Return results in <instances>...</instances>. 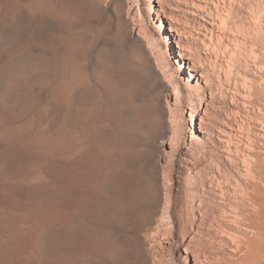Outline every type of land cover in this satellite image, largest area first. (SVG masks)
<instances>
[{
    "label": "bare ground",
    "instance_id": "6f19581e",
    "mask_svg": "<svg viewBox=\"0 0 264 264\" xmlns=\"http://www.w3.org/2000/svg\"><path fill=\"white\" fill-rule=\"evenodd\" d=\"M21 1L23 13L18 5L20 0H10L8 13L1 20L11 30L12 41L22 29L20 21L24 15L34 24L37 36L43 39V48L45 44L52 48L51 38L76 27L83 16L65 0ZM87 2L90 11L104 8L100 0ZM107 3L114 7L118 37L125 34L129 37L121 10L114 1ZM75 40L67 41V49L78 47L82 53L85 44ZM74 54L62 58L59 55L60 79L51 87H43L39 93H26L22 88L29 77L28 67L24 65L15 67L0 89V103L22 99L27 106L37 103L36 112L41 119L49 112H60L59 118L55 116L61 125L58 133H51L42 126L34 129L32 122L0 131V199L6 208H14L22 214V220L16 222L14 229L11 226V230L14 236L26 238L22 256L30 264H76L75 261L89 260L92 254L118 253L116 243L79 225L77 217L82 216L89 226L105 215L113 221H128L140 203L156 201L158 169L141 165L145 159L142 147L158 134L162 123L157 105L139 101L148 79L145 55L137 49L121 56H114V51L106 56L102 54L90 73L84 63L76 61ZM243 124L246 129L241 127L240 137L247 142L242 144L243 152H247L246 158L241 160L246 170L243 176L238 159L241 144L233 145L234 152L227 143L221 151L215 148L205 152L191 150L183 159L186 166L197 170L192 178L185 177L193 191V196L185 202L189 216L185 218L191 230L196 227L192 238L199 239L197 250L204 255L205 260L198 264L212 263L208 259L212 229L216 226L223 234V220L227 222L228 218L237 234V237L231 235L229 240L235 249H245L252 256L260 255L264 262V112L256 118L248 116ZM201 139L197 137V142H202ZM173 140L171 138L170 143ZM177 151L173 152L174 158ZM220 152L229 156L224 157ZM186 166L187 173L190 169ZM230 170L234 175L229 174ZM166 172L161 174L165 190L167 182L173 179V171ZM195 212L200 219H194ZM66 228L69 232L62 233ZM92 229L94 231V226ZM135 240L140 251L141 242L138 238ZM70 248L75 255L69 254Z\"/></svg>",
    "mask_w": 264,
    "mask_h": 264
},
{
    "label": "rangeland",
    "instance_id": "374dc122",
    "mask_svg": "<svg viewBox=\"0 0 264 264\" xmlns=\"http://www.w3.org/2000/svg\"><path fill=\"white\" fill-rule=\"evenodd\" d=\"M100 1L102 11H90L87 0H65L75 6L82 19L76 27L64 34L58 32L56 38L53 36L52 48L48 44L43 48V39L37 36L34 24L26 15L20 21L22 29L16 40L10 39L11 30L1 22L8 13L10 0H0V89L6 85L13 69L21 65L29 71L22 85L26 93H39L43 87L55 85L61 76L60 57L72 55L76 50L81 57L75 53L74 58L84 63L90 73L96 68L98 58L106 54L114 51V56H121L134 49L141 51L148 62V79L139 101L157 105L162 118L158 134L142 147L145 159L141 165L158 169L156 201L140 203L128 221H113L105 215L89 226L82 216L77 217L79 225L116 243L119 252L92 254L87 259L89 262L75 263L198 264L205 259L197 250L199 239L192 238L196 227L191 230L186 224L189 216L185 207V202L193 196L185 177L192 178L197 170L186 166L183 159L191 150L221 151L229 144V150L234 152V144H241L240 174H246L241 166V160L247 155L242 146L246 141L240 137L246 127L243 123L248 116L256 118L264 112V0H111L122 12L129 37L127 34L118 37L114 7L108 5V0ZM18 5L23 13L21 0ZM71 39L85 44L83 55L78 47L73 49L74 53L71 48L67 49V41ZM23 103V99L0 103V131L32 122L34 129L42 126L58 133L60 112H49L42 120L36 112L37 103L28 106ZM197 137L202 142H197ZM174 150H178L175 158ZM184 166L190 169L187 173ZM163 171H173L167 190L161 176ZM229 174L234 175L231 170ZM4 203L0 199V264H30L22 256L26 238L14 236L11 230V226L14 229L16 222L22 220V214L6 208ZM197 218L200 215L195 212L194 219ZM229 220H223V234L216 226L212 229L208 253L212 263L209 262L264 264L260 255H253L254 258L245 249H235L229 240L237 234ZM67 232L68 229L62 233ZM228 234L232 235L230 239ZM134 238L141 242L140 251ZM72 250H68L69 254Z\"/></svg>",
    "mask_w": 264,
    "mask_h": 264
}]
</instances>
